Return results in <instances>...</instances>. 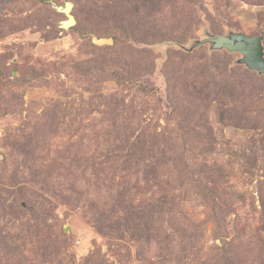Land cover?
Segmentation results:
<instances>
[{
    "label": "rangeland",
    "instance_id": "rangeland-1",
    "mask_svg": "<svg viewBox=\"0 0 264 264\" xmlns=\"http://www.w3.org/2000/svg\"><path fill=\"white\" fill-rule=\"evenodd\" d=\"M230 32L264 0H0V264H264V74L191 48Z\"/></svg>",
    "mask_w": 264,
    "mask_h": 264
},
{
    "label": "water",
    "instance_id": "water-1",
    "mask_svg": "<svg viewBox=\"0 0 264 264\" xmlns=\"http://www.w3.org/2000/svg\"><path fill=\"white\" fill-rule=\"evenodd\" d=\"M66 14V19L61 21V27L68 28L75 24V18L71 14L72 4L66 2L64 7L59 8ZM92 42L96 45H108L112 43L111 37H98L92 35ZM210 43L212 50H227L238 52L241 58L238 63L245 65L248 69L264 74V45L262 35L248 36L242 32H230L207 36L202 40L194 42L191 48L201 44Z\"/></svg>",
    "mask_w": 264,
    "mask_h": 264
}]
</instances>
